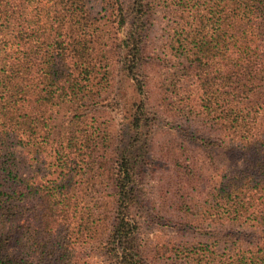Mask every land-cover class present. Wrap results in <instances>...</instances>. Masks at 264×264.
<instances>
[{
  "label": "trees",
  "instance_id": "obj_1",
  "mask_svg": "<svg viewBox=\"0 0 264 264\" xmlns=\"http://www.w3.org/2000/svg\"><path fill=\"white\" fill-rule=\"evenodd\" d=\"M35 1L0 0V264H264V0H49L44 19ZM168 111L186 121L171 164L194 236L152 259L136 213Z\"/></svg>",
  "mask_w": 264,
  "mask_h": 264
},
{
  "label": "rangeland",
  "instance_id": "obj_2",
  "mask_svg": "<svg viewBox=\"0 0 264 264\" xmlns=\"http://www.w3.org/2000/svg\"><path fill=\"white\" fill-rule=\"evenodd\" d=\"M35 8L42 10L41 18H45L46 12L51 9V2L49 0H36L34 4L27 9L32 15L35 14ZM44 8V11H43ZM91 12L96 15L101 7L96 4H90ZM157 13V12H156ZM23 19H30L26 17L25 13L22 12ZM162 18V14L158 11L156 14V21ZM22 19V20H23ZM162 31L161 25L154 23L153 30L150 37V48L148 52V58H146L149 66L147 67V72L150 77L156 79L159 75L161 67H153L152 57L158 53L159 49L163 46L162 43ZM156 52V53H155ZM115 61V60H114ZM114 79L116 84V92L122 93L123 97L131 98V89L122 83L119 74L118 66L114 64ZM192 84V83H190ZM189 86V85H188ZM156 95V94H154ZM97 115L102 116L105 120L112 119L114 124L118 127L120 126V118L115 116V113L108 112L105 108H100ZM153 153L150 155V168L147 170L148 174L145 177L144 189L145 197L148 204L144 207L143 211H137V217L141 224V239L144 244L147 245L148 255L150 258L154 259L159 257L160 252L164 249L163 246L172 247L174 245L183 247L194 236V229L188 225L187 220L183 219V215L175 207V196H176V179L178 175L174 166H172V159H179L182 156L186 148L179 146L183 143L182 138L185 135L186 121L174 118L171 112H166L162 116H153ZM204 124L200 123L197 125L200 129L204 130ZM121 128V126H120ZM182 141V142H181ZM8 151L14 153L12 161L13 166L16 171L22 174L32 173L34 168V163H32V156L26 153L20 145H17V140L9 139L7 145ZM4 148V146H3ZM188 151H192L193 148L187 146ZM5 152L4 154L6 155ZM4 154H0V161L4 162L6 159ZM184 159V158H183ZM33 165V166H32ZM32 170V171H31ZM169 180H174V187L169 188ZM163 206V207H162ZM215 228H209L208 231H214ZM236 236L246 235L249 236L252 233L251 229L239 230H226V232H231ZM199 237L200 234L198 233ZM94 264H108L107 261L97 255L93 256L92 259Z\"/></svg>",
  "mask_w": 264,
  "mask_h": 264
}]
</instances>
